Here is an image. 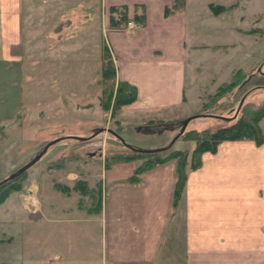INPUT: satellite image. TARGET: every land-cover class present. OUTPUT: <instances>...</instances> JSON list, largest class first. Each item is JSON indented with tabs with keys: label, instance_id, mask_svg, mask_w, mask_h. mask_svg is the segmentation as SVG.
I'll list each match as a JSON object with an SVG mask.
<instances>
[{
	"label": "crops",
	"instance_id": "obj_1",
	"mask_svg": "<svg viewBox=\"0 0 264 264\" xmlns=\"http://www.w3.org/2000/svg\"><path fill=\"white\" fill-rule=\"evenodd\" d=\"M177 1L0 0V69L26 70L41 52L77 70L84 38L95 34L108 49L115 81L135 88V100L119 110L115 138L124 141L128 124L142 129V120L172 121L158 128L168 130L151 147L188 151L176 137L181 121L197 115L234 71H250L264 58L254 59V40L243 48L244 37L264 30V0H181L175 9ZM119 5L127 23L142 13L143 24L110 28L109 8ZM77 8L85 13L77 16ZM57 34L59 44L51 47ZM92 45L97 55L98 42ZM240 89L230 92L231 103ZM258 126L264 135V116ZM137 165L129 160L103 169L97 210L77 205V193L56 190H46L35 211L30 205L2 207L0 264H264V142L222 141L214 153L203 152L174 203V159L126 182ZM77 177L66 172L59 182L73 187ZM30 188L36 197V187Z\"/></svg>",
	"mask_w": 264,
	"mask_h": 264
},
{
	"label": "rangeland",
	"instance_id": "obj_2",
	"mask_svg": "<svg viewBox=\"0 0 264 264\" xmlns=\"http://www.w3.org/2000/svg\"><path fill=\"white\" fill-rule=\"evenodd\" d=\"M242 1L246 3L249 0ZM72 6L73 4L70 7ZM82 10L85 13L84 9ZM82 12L80 8L73 11V13H77V16L82 15ZM59 21L60 19H56L52 25ZM244 22L248 23L250 20ZM49 27L40 31V34L43 35ZM259 33V35H254V39L244 37V42L242 41L243 48L246 50L254 40V59H259L264 54L261 53L262 46H264V30ZM59 36L62 35L57 34L54 36L55 38H52L54 42L51 47L58 46ZM67 37L65 38L69 41L70 38ZM92 37H94L93 40H91ZM95 37V34H92L84 38L86 41L82 48L84 61L77 70L67 65L59 66L58 56H54L55 59L51 61L48 60V57L47 59L43 58L41 52L35 53L34 65L26 70L7 64L1 66L0 209L5 206L32 205L30 199L27 201L22 199L25 189L32 186L36 187V197L30 188L31 201L39 206L44 201L43 195L46 190H56L63 194L74 192L79 195L77 205L94 206L98 198L99 202L101 201L104 190V187L101 188L99 183L102 180L103 169L110 164L118 163L112 158L113 155L130 152L122 145L125 143L136 147L135 149L140 148V150L153 149L151 146L157 148L160 144L159 141L164 137V132L168 130L165 129L163 132L158 128L168 126L172 121L142 120V126H144L142 129L135 128L134 124H128L121 133L124 143L119 138L117 140L107 130H119L118 113L123 106L115 108L114 101L128 90L109 76L101 77L103 41L95 39ZM95 41L98 42L99 52L97 55L96 47L92 45ZM252 66L253 69L250 71H234L228 83L218 87L216 95L208 96L202 104V109L199 112L220 114L219 121L206 117H194L186 123L185 131L202 132L204 129L213 130L225 125L229 120L223 119L235 117L240 106L238 104L242 101L240 115L248 109L252 111L248 116L250 127L243 132L246 136L239 140H252L257 133L256 128L259 129V120L255 121L259 112L254 109L264 101V58L258 62L254 61ZM240 82H242V86L238 85ZM234 88H241L242 91L237 96L238 101L235 100L231 103L229 96H231L230 92H234ZM231 97L233 100L235 95ZM227 106H231V109L226 110L229 108ZM179 123L180 121L177 122V124ZM200 132L198 134L200 137H205L207 134V131ZM62 136L65 138L47 147L39 159L22 174L15 179L6 181L10 175L17 174V171L39 153L45 144ZM180 139L183 141L180 144L182 148H187L189 151L191 146H194L192 139ZM252 141L254 142V140ZM174 147L176 145L172 146L173 149ZM180 151H185L188 155L191 152ZM136 161L140 162V160ZM189 161L185 164V180L188 172L200 167L201 155L200 165L197 168L189 169ZM174 162L173 191L176 183V160ZM52 170L55 171L52 172ZM66 172H73L80 177L75 178L76 180L72 184L75 186L67 187L59 182ZM87 176L90 177L89 183L84 181ZM2 181L6 182L1 183ZM5 193L7 194L6 198L2 199L1 196Z\"/></svg>",
	"mask_w": 264,
	"mask_h": 264
},
{
	"label": "trees",
	"instance_id": "obj_3",
	"mask_svg": "<svg viewBox=\"0 0 264 264\" xmlns=\"http://www.w3.org/2000/svg\"><path fill=\"white\" fill-rule=\"evenodd\" d=\"M181 7V0H178L174 4V8H179ZM142 9V8H141ZM215 11V9H214ZM168 10H164V14H167ZM143 15L142 13L140 14H135L132 17V21L137 24L141 25L143 24ZM127 17H126V12H125V7L123 5L119 6H111L109 8V27L110 28H120L123 27L127 24ZM101 52H102V57H101V77L105 78L109 76L110 78H114V68L112 61L110 59V55L108 52V49L104 43H102L101 47ZM121 83V85H124L128 92L125 91L124 94H120L121 97L118 98L114 101V104L116 103L115 108L125 106L127 104H130L132 101L135 100L136 94H135V88L124 82V81H118ZM227 88V87H226ZM205 109V108H204ZM254 110L258 111V115L255 117V121L257 122L262 116H264V101L262 104L258 105ZM242 101L240 102V106L238 107V112L235 117H229L225 118L224 120L228 121L225 125L217 127L216 129L213 130H207L204 129L202 132L200 131H195V130H187L183 129L181 133H179L178 137L182 139H192L194 141V146L189 153V155L185 151H180V150H175L172 148H167V149H153V150H140V149H133L130 148V152L128 154H116L113 155L112 158L114 159L115 162H125L129 160H140L138 165L135 167L132 175L126 178V182L128 183H136L138 180V176L141 172L150 169L151 167H154L157 164L163 163L167 160L174 159L176 160V183L173 191V203L176 202L177 198L179 197L182 187L184 184L185 180V164L189 160V169H195L200 165V155L204 151H208L210 153H214L216 150L217 145L225 140H239L243 139L246 135L243 134L245 129L250 127V124L248 122V116L250 112L252 111L251 109L246 110L242 115ZM240 112V113H239ZM239 114V115H238ZM240 116V117H239ZM194 117H219L215 116L209 113H201L199 112L197 115L189 117L194 118ZM119 128V127H118ZM110 131L111 134L114 135V137H118V131ZM207 131L206 136L200 137L198 136L199 132L200 133H205ZM257 133L255 136L252 138L255 143H261L264 142V135L261 134L258 128L255 130ZM188 135V136H187ZM194 135L195 137H191ZM67 137V136H66ZM65 137H58L52 141H50V144L47 146L49 147L51 144L54 142L64 139ZM200 138V139H199ZM49 143V142H48ZM47 149V148H46ZM187 158L188 161H187ZM36 162V161H35ZM34 162V163H35ZM33 163V164H34ZM31 166V165H30ZM108 167V166H107ZM27 169V168H26ZM25 169V170H26ZM24 170V171H25ZM23 173V172H22ZM20 173V174H22ZM20 174H17L11 179H15L18 177ZM11 179H7L11 180ZM6 181L2 182L5 183ZM82 182V181H80ZM84 183V182H83ZM76 187H78L76 185ZM6 193L1 196V198H6ZM97 203H95L94 206H83L87 207L88 211H93L97 210V208L100 206L99 198L97 199ZM91 208V209H89Z\"/></svg>",
	"mask_w": 264,
	"mask_h": 264
},
{
	"label": "water",
	"instance_id": "obj_4",
	"mask_svg": "<svg viewBox=\"0 0 264 264\" xmlns=\"http://www.w3.org/2000/svg\"><path fill=\"white\" fill-rule=\"evenodd\" d=\"M241 102V101H240ZM240 102H239V104H238V106L240 105ZM190 120V118L188 117V118H186V119H184L183 121H182V125H181V129H180V131H179V133H181L182 131H183V129H184V127H185V125H186V123L188 122ZM110 132V131H109ZM179 133H178V135H179ZM178 135H176V137L178 136ZM53 142V141H52ZM50 144V142L49 143H47V144H45L44 145V147H43V149L39 152V153H37L28 163H26L24 166H22L18 171H17V174H20V173H22L26 168H28L30 165H32L35 161H37L38 159H39V157L44 153V151L46 150V148H47V146ZM17 174H13V175H10L9 177H8V179H11V178H13L14 176H16ZM2 182H4V181H2ZM1 182V183H2Z\"/></svg>",
	"mask_w": 264,
	"mask_h": 264
},
{
	"label": "built area",
	"instance_id": "obj_5",
	"mask_svg": "<svg viewBox=\"0 0 264 264\" xmlns=\"http://www.w3.org/2000/svg\"><path fill=\"white\" fill-rule=\"evenodd\" d=\"M134 24H133V22H128L127 24H126V26H127V28H131L132 26H133ZM26 190V191H25ZM24 191V195H22V199H24V200H29L30 199V203H32V205H30L31 207H32V209L35 211V209H34V204H33V202L31 201V194H30V190H29V188H27V189H25ZM35 201H36V199H35Z\"/></svg>",
	"mask_w": 264,
	"mask_h": 264
}]
</instances>
